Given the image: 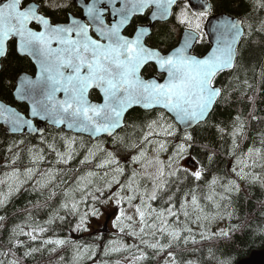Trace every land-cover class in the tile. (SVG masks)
<instances>
[{"label":"snow or ice","instance_id":"snow-or-ice-1","mask_svg":"<svg viewBox=\"0 0 264 264\" xmlns=\"http://www.w3.org/2000/svg\"><path fill=\"white\" fill-rule=\"evenodd\" d=\"M72 3L75 5L77 0H72ZM70 6L66 0H0V58L7 55L11 46L32 57L38 65L39 73L35 80L24 78L17 88L20 98L30 102L32 117L47 120L56 126L65 125L69 130L86 133L93 139L106 135L112 138L114 148L123 146L129 150L137 149L131 161L139 164L141 170L134 169L131 176L121 183L119 176L124 175L125 170L120 167L115 153L106 152L99 144L94 145L100 152H105V157L96 164V168L111 169L115 175L105 171L101 176L89 171L77 177L75 186L64 191L65 202L61 207L76 214L79 204L84 202L83 197L92 198V207L80 216L74 229L81 230L88 215L99 217L103 214L101 208L96 207L97 203L103 206L112 201L119 212L115 216L114 227L121 233L127 229L128 235L139 239L141 245L151 249L153 254L158 255L171 248L173 241L183 240L187 244L188 237L182 236V233L191 232L187 225L189 218L194 215L195 222L201 227V222H210V218L201 206L195 189L185 193L177 209L175 193L171 192L170 185L178 182L177 191L180 190L179 185L183 184L181 173L184 179L191 176L196 181L203 176L202 164L197 167L200 161L190 152L196 146L194 133L198 127L207 124L215 106L226 101L230 95L224 88L217 87L216 82L225 71L237 67L240 55L238 45L245 37L243 22L221 19L211 28L215 35L214 46L210 45V50L198 49L196 45L208 38L203 25L214 10V5L206 0H79V16L72 14L61 21L53 19L49 13V10H62ZM177 8L179 11H176ZM142 16L149 20L147 26L135 24V20ZM170 17L175 18V25L183 28V32L177 41L178 46L164 51L150 44L154 35L152 28L157 22L169 21ZM175 25L174 30H177ZM130 27L132 32L126 34ZM260 30H264V25ZM194 51L199 54L193 55ZM157 76L163 77V82H159ZM94 90H99L102 102H91L89 96ZM61 93L63 99L58 98ZM137 106L146 111L158 110V114L157 119L146 125L147 131L138 142L130 143L128 138L116 133L118 129L136 127L134 123L128 124L127 114ZM251 118L257 117L252 114ZM0 120L7 126L5 131L11 133H20L25 127L30 133L39 132L31 119L11 108L0 106ZM244 128V121L237 116L232 133L234 146L235 138L243 134ZM178 132L182 133L180 143L175 145L166 161L161 160L160 154L168 151V138H175ZM75 141L76 136L65 140L67 152H57V163L66 164L73 158L72 145ZM261 143L264 144V139ZM49 148L55 151L53 146L49 145ZM149 151L153 153L151 157ZM29 152L32 153L33 164L43 161L44 157L39 152L33 153L32 149ZM96 154L90 148L81 164L92 163ZM189 157L192 160L191 171L181 165V161ZM208 160H212L211 155ZM260 160H264V148H249L244 158L238 160L240 171L233 167V172L240 180L251 183L259 181L264 185V180L245 171L246 168L256 167ZM12 163H15V158ZM36 172V168H27L23 175L31 179ZM55 175L52 170L44 172L36 184L45 188L53 182ZM20 176L16 169L6 174L8 191L0 192V208L15 192L20 191L25 182ZM142 179L150 181V189L142 185ZM96 180L102 181L103 187L97 185L94 192L89 191ZM5 182L0 180V183ZM217 183V179L213 178L210 187ZM113 185L118 186L115 191H112ZM221 186L228 194L221 195V201L240 192V186L233 180ZM74 192L81 194L80 201L72 195ZM95 192L100 196H96ZM105 192H108L107 196ZM214 197L213 193L207 199L219 209L221 204ZM137 200L139 203H135ZM157 200L167 206L162 205L159 209L153 207L152 202ZM128 209L134 210L132 215L128 214ZM181 214L186 221L183 227L179 226ZM55 218L50 217L47 223H52ZM172 218H176L175 221ZM59 219L63 220L64 217L60 216ZM4 220L5 217L0 216V221ZM25 227L30 230L25 231ZM45 231L39 225H17L12 230L14 239L10 243L14 247L22 246L19 236L36 241ZM215 235L228 236L229 233L221 230ZM201 236L211 238L204 233ZM159 237H167L168 243H161ZM43 243L61 247L67 241L48 239ZM37 251L39 249L32 248L25 255ZM0 255L6 256L7 253ZM168 256L171 259L166 260L165 264H176L173 253L169 252ZM133 259L144 261L148 256L141 251ZM0 264L4 262L0 261ZM8 264H17V261H9Z\"/></svg>","mask_w":264,"mask_h":264},{"label":"trees","instance_id":"trees-1","mask_svg":"<svg viewBox=\"0 0 264 264\" xmlns=\"http://www.w3.org/2000/svg\"><path fill=\"white\" fill-rule=\"evenodd\" d=\"M214 5L212 14L227 15L239 19L243 22L245 37L241 40L239 48V58L237 67L221 74L216 82L217 87L224 88L230 95L226 101H222L215 106L207 124L195 130L196 146L190 150L192 156L196 157L204 168L201 180L196 181L191 176L184 179L181 173L183 184L177 183L170 185L171 192L175 193L176 208L179 209L180 201L185 193L195 189L196 195L205 213L210 218L209 221H202L203 227L195 222V216H191L187 221L191 232H184L182 236L188 237L187 244L183 240L172 242V247L166 249L158 255L153 254L151 249L141 245L140 240L127 234V229L121 233L114 227L115 216L119 212L107 209V205L96 207L101 208L102 215L99 217L88 215L86 223L81 230H74L79 222L80 216L89 211L93 201L90 196H84L79 204L76 214L65 210L61 204L65 202L64 191L73 188L76 178L92 171L103 175L109 171L110 175H115L111 169H98L96 164L104 157L105 152H100L94 145L99 144L106 152L115 153L120 167L124 168V175L119 176L121 183L125 182L132 171L141 170L139 164H133L132 155L137 154V149H127L123 146L114 148L112 139H101L95 142L90 139L76 136V141L72 145L74 149L73 158L68 163H57V152L66 153L65 140L71 139L72 134L65 133L63 130L48 129L41 138L30 136H9L0 127V192L7 193L8 182L6 174L14 169L21 173L20 179L25 182L19 192H15L8 200L7 204L0 208V216L5 220L0 221V261L8 264L9 261H17V264H165L171 258L168 253L174 255L176 264H236L245 259L248 255L263 248L264 246V185L259 181L251 183L248 180H240L236 171H240L238 160L243 159L249 148H264L261 143L264 139V30H260L264 25V0H208ZM63 2V0H62ZM70 6L62 10H49L53 19L63 21L66 16L76 14L79 16L78 8L73 5L72 0H66ZM176 11H179L177 8ZM136 25H148L147 18H138ZM175 18L166 24H158L153 28V37L150 41L152 46H159L161 50L167 51L176 46L183 28L175 25ZM251 26V30L249 29ZM131 32H132V28ZM250 31V35L248 34ZM208 39L198 45V49H209ZM195 54H199L195 52ZM35 69L32 63L17 55L16 50L11 46L8 48L6 57L1 61L0 70V101L14 107L20 113L26 114L27 107L17 104L13 98L15 82L22 75H34ZM245 81L247 83H245ZM250 85V87H249ZM92 101H98L96 94L90 95ZM249 98H253L250 100ZM158 111L144 112L132 110L128 113V124H135L136 127L123 128L117 135L126 137L129 142L137 141L144 132L147 131L146 125L157 119ZM254 114L257 118L252 119ZM239 116L245 123L243 134L237 136L236 144L233 145V128L236 117ZM222 129L223 131H220ZM182 133H177L175 138H168V151L160 154L161 160H167L171 155L176 144L180 143ZM159 139H164L159 137ZM43 141V142H42ZM83 144V147H81ZM49 145L55 148L50 150ZM204 146H207L206 148ZM12 149L9 151V149ZM95 151L96 157L92 163L81 164L89 149ZM39 152L44 159L38 164L32 163V153ZM151 157L153 153L149 151ZM212 160H208V156ZM15 158V163L12 161ZM188 159H191L189 157ZM187 159V160H188ZM184 161V160H183ZM181 161V162H183ZM251 163V160L248 161ZM192 169L191 167L187 166ZM27 168H36V172L31 179L24 177ZM52 170L56 173L54 180L45 188H40L36 181L44 172ZM264 180V160L258 161L256 167L246 168ZM216 178L218 183L210 187L211 181ZM229 180L235 181L240 186V192L232 194L228 199L220 200L221 195H228L224 192L221 185H226ZM142 185L150 186V181L141 180ZM103 187V182L96 180L89 191H95V187ZM118 186L113 185L112 191ZM55 193V195H52ZM215 194V201L221 204L219 209L207 199L208 196ZM77 201L81 200V194H72ZM96 196L100 193L95 192ZM108 192H105V196ZM102 199L104 197H101ZM167 197H165V200ZM190 199V196L188 197ZM139 203V201H135ZM153 207L159 209L164 202L157 200L152 202ZM71 204L69 203V208ZM127 208V205H124ZM134 211L132 209H128ZM229 213L231 215L229 216ZM56 217L52 223H47L50 217ZM63 216L64 219H59ZM212 217H215L212 219ZM109 219L108 233L100 234L106 220ZM176 218H172L175 221ZM180 227L186 223L184 216H179ZM17 225H39L46 229L41 233L36 241H32L27 236H19L22 246L14 247L10 240L14 239L11 235L12 230ZM223 226L228 236L215 235L221 232L219 227ZM135 227H139L136 225ZM86 229V230H85ZM25 231L30 230L25 227ZM95 233V234H93ZM204 233L210 239L201 236ZM74 235L82 237L74 239ZM161 243L167 244V237H159ZM48 239H62L67 241L63 246L56 247L53 244H45L43 241ZM149 239H151L149 237ZM195 240L196 242H193ZM138 246V247H136ZM32 248L39 251L25 255ZM120 248L121 251H113ZM107 249V253H106ZM143 251L148 259L144 261H134L133 257ZM79 256V259L76 257Z\"/></svg>","mask_w":264,"mask_h":264},{"label":"water","instance_id":"water-1","mask_svg":"<svg viewBox=\"0 0 264 264\" xmlns=\"http://www.w3.org/2000/svg\"><path fill=\"white\" fill-rule=\"evenodd\" d=\"M207 2V1H206ZM208 3V2H207ZM209 4V3H208ZM78 5H79V0H77V3L75 4V6L78 8ZM140 18V17H139ZM228 18H231L229 16H226V15H219V16H216L214 18H211L208 20L207 24H206V33H208V39H209V44L211 46H214L215 44V35L211 32V28L213 25L217 24L221 19H228ZM172 19V17L169 18V21ZM231 19H234V20H238L240 21L239 19H235V18H231ZM149 21V20H148ZM169 21H160V22H157L155 23L158 24V23H167ZM154 25V26H155ZM153 26V28H154ZM152 28V29H153ZM242 40V39H241ZM241 42V41H240ZM239 42V44H240ZM239 46V45H238ZM17 55L21 58H26L28 59L32 65L35 67V75L34 76H29V75H21L17 81H16V87H15V90L13 92V98L15 100V102L19 103V104H23L27 107L28 109V112L27 114H22L20 113L19 111H17L14 107L10 106V105H7L5 103H3L2 101H0V106H3V107H7V108H11L13 110H15L16 112H18L19 114L23 115L25 118L27 119H31L33 121V126L34 127H38L39 128V132H35V133H30L28 132L27 128L25 127L22 132L20 133H11L10 131H5L6 129V125H4L3 121L0 120V127H2V129L7 133V135L9 136H30V137H42L45 135L46 133V129L47 128H52V129H56V130H63L65 133H70V134H73V135H76V136H82V137H86V138H89L90 140L92 141H96V140H99V139H102V138H105V139H111V137H107L106 135H103L99 138H96V139H93V138H90L88 136V134L84 133V134H81V133H76L72 130H69L65 125H60V126H56L54 124H51L50 122H48L47 120H42L38 117H32L30 115V112H31V104L30 102L27 100V99H21L20 96L17 94V88L20 86V83H21V80L24 79V78H28V79H32V80H35L37 74L39 73V67L38 65L36 64V62L32 59V57L26 55V54H22L20 53L19 51H16ZM6 57V56H5ZM0 58V62L5 58ZM1 68V67H0ZM226 72V71H225ZM159 81V80H158ZM159 82H163V80L159 81ZM92 92H98V94L100 95L99 93V90H94ZM58 98L59 99H63V94H58ZM90 99V97H89ZM92 102V101H91ZM101 102H102V98H101ZM92 103H95V102H92ZM100 103V102H99ZM133 110H141V111H146L140 107H136L134 108ZM132 111V110H131ZM130 111V112H131ZM147 111H154V110H147ZM146 111V112H147ZM213 113V112H212ZM211 113V114H212ZM210 114V115H211ZM128 115V114H127ZM210 117V116H209ZM209 119V118H208ZM122 129H118L117 130V133L120 132ZM116 133V134H117ZM187 166L189 167H192V161H188L187 162ZM108 222L109 220H107L105 222V225L103 226V228L100 230V233L101 234H105L107 233V226H108ZM81 237H75L76 240L80 239ZM236 264H264V246L262 249L260 250H257V251H253L251 252L247 258L245 259H242L240 261H238Z\"/></svg>","mask_w":264,"mask_h":264},{"label":"rangeland","instance_id":"rangeland-1","mask_svg":"<svg viewBox=\"0 0 264 264\" xmlns=\"http://www.w3.org/2000/svg\"><path fill=\"white\" fill-rule=\"evenodd\" d=\"M187 161H188V160H184L183 162H181V165H182L183 167H187V165H186V162H187ZM187 168H188V167H187ZM189 170L191 171L192 169L189 168ZM148 184H150V186H149V189H150V188H151V183H148ZM114 206H115V203L111 201V202L109 203V206H108L107 209L114 208ZM116 210H117V207H116L115 209H111L110 211L113 212V211H116ZM128 214H129V215H132L133 212L130 211V210H128ZM219 230H224V227H223V226L219 227ZM73 237H76V236L74 235Z\"/></svg>","mask_w":264,"mask_h":264},{"label":"flooded vegetation","instance_id":"flooded-vegetation-1","mask_svg":"<svg viewBox=\"0 0 264 264\" xmlns=\"http://www.w3.org/2000/svg\"><path fill=\"white\" fill-rule=\"evenodd\" d=\"M215 16H217V15H214V14H210L209 15V17H208V19L206 20V21H204V30H205V26H206V23H207V21L209 20V19H211V18H213V17H215ZM144 17H146V16H144ZM144 17H142V18H144ZM147 18V17H146ZM174 19V17H172V19L171 20H173ZM170 20V21H171ZM169 21V22H170ZM168 23V22H167ZM166 24V23H165ZM131 28V27H130ZM128 29V31H127V33L126 34H130L131 33V29ZM183 30V29H182ZM182 33V32H181ZM179 40V39H178ZM178 45V44H177ZM176 45V46H177ZM199 45V44H198ZM198 45L196 46V47H198ZM175 47V46H174ZM210 48V47H209ZM35 69V68H34ZM35 74V73H34ZM146 75V77H147V74H145ZM153 75H155V73H153ZM157 77H159V76H157ZM160 79H161V77H159ZM96 94V98L98 99V101L96 100L95 102H100L101 101V99H100V96L97 94V93H95Z\"/></svg>","mask_w":264,"mask_h":264}]
</instances>
